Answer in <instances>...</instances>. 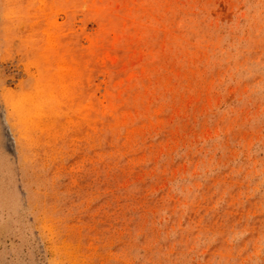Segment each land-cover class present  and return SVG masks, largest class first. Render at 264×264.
<instances>
[{
    "label": "rangeland",
    "instance_id": "374dc122",
    "mask_svg": "<svg viewBox=\"0 0 264 264\" xmlns=\"http://www.w3.org/2000/svg\"><path fill=\"white\" fill-rule=\"evenodd\" d=\"M0 264H264V0H0Z\"/></svg>",
    "mask_w": 264,
    "mask_h": 264
}]
</instances>
